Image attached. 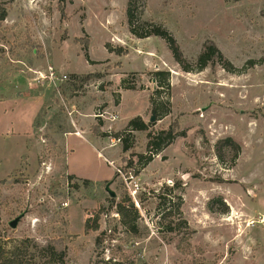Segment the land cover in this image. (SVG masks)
<instances>
[{"label": "rangeland", "instance_id": "374dc122", "mask_svg": "<svg viewBox=\"0 0 264 264\" xmlns=\"http://www.w3.org/2000/svg\"><path fill=\"white\" fill-rule=\"evenodd\" d=\"M127 2L0 0V264L13 253L40 264L47 246L64 264H264V0L137 4L187 62L210 42L237 73L183 72L163 40L130 35ZM159 71L169 88L157 93ZM103 111L118 120L97 119ZM136 117L147 131L126 153L91 132ZM169 127L178 136L143 165L147 133ZM119 206L138 216L135 233Z\"/></svg>", "mask_w": 264, "mask_h": 264}, {"label": "trees", "instance_id": "16d2710c", "mask_svg": "<svg viewBox=\"0 0 264 264\" xmlns=\"http://www.w3.org/2000/svg\"><path fill=\"white\" fill-rule=\"evenodd\" d=\"M242 0H225V2H240ZM139 2L141 3V6H144V0H128L127 7H126V19H127V27L130 35L133 38H136L138 40L147 39L150 37H157L163 40L168 50L170 51L172 58L174 59V62L180 67V69L185 73H192L195 71H202L207 66H211L214 64H219L228 73H237L239 72L236 70L227 60L224 59L223 55L220 53V51L216 48V46L210 42H206L202 49L200 54L198 55L196 62L192 65L189 62H187L183 56L182 53L176 44L175 39L173 36L161 25L154 24L147 21H142L140 19L141 12L138 13L139 16H137L136 12L137 10V4ZM60 13L63 16V10L62 7H60ZM4 19V13L0 15V20ZM81 44L84 45L85 48L88 47V43L86 40H77ZM106 50L110 54H115L116 56H125L127 54V50L123 48H112L110 45H106ZM86 60L87 56H86ZM152 75L155 77V81L157 82V93L162 92L164 89L169 88V74L168 72H155L152 73ZM152 110L154 113H157L160 106L158 107L154 100H151ZM162 114H167L168 111H162ZM97 125H93L91 127V132L94 136L100 137V138H113V139H120L121 143V150L123 153L128 152L132 149V134L134 132H146L147 131V125L144 123V121L141 120L140 117H136L129 121L128 125L120 132L117 133H105L101 130L102 128V121L98 120ZM177 132L175 131L174 127H169L168 130H162L158 132H149L147 133V147L146 150L148 152V156H139V161L143 162V165H146L151 161V158L154 155H158L164 148L169 146L174 139L177 137ZM222 143L228 144L235 150V158L238 154V147L232 143L231 139H225ZM217 155L220 158L219 150L217 152ZM131 165V163H130ZM134 176L137 175V172H133ZM84 185L89 184V181H83ZM118 215L121 217L120 223L121 225L130 232H136V221L138 219V216L136 213H131L125 209V207H120L117 210ZM97 218L93 221L94 224L92 225L93 230H97ZM89 220H87L84 223V231L86 232L89 230ZM167 231H173L174 229L171 226L165 227ZM100 240L98 241L97 245H99ZM45 253V257H41L39 260L40 264H64V253L56 251L55 248L51 246H47L42 249ZM1 258V257H0ZM21 262V259L19 257V254L13 253L10 257L3 259L1 261V264H18Z\"/></svg>", "mask_w": 264, "mask_h": 264}, {"label": "built area", "instance_id": "2783aa9c", "mask_svg": "<svg viewBox=\"0 0 264 264\" xmlns=\"http://www.w3.org/2000/svg\"><path fill=\"white\" fill-rule=\"evenodd\" d=\"M48 75H46L45 79L53 82L55 79V76H54V71L52 70V68L48 67ZM40 79L44 78L42 75H40L39 77ZM63 79H66V77H62ZM39 79V80H40ZM34 81H38V79H35ZM97 119H103V120H108L109 122L111 123H114L118 120V115L116 113L114 114H109L105 111L103 112H98L95 116ZM111 132V129H109V131H107V133H110ZM77 135V134H76ZM112 139V143H120V139ZM117 174H121V172L119 170L116 171Z\"/></svg>", "mask_w": 264, "mask_h": 264}, {"label": "water", "instance_id": "95a60500", "mask_svg": "<svg viewBox=\"0 0 264 264\" xmlns=\"http://www.w3.org/2000/svg\"><path fill=\"white\" fill-rule=\"evenodd\" d=\"M154 121H155L154 117H152V118L149 120L150 123H153ZM106 191L109 193V195H110L111 197H114V194H113L111 191H109V189H108V184L106 185ZM20 219H21V217L16 218L14 221H12V222L9 223V226H10L11 228H15L16 225H17V223H18V221H19Z\"/></svg>", "mask_w": 264, "mask_h": 264}, {"label": "crops", "instance_id": "0c3cea01", "mask_svg": "<svg viewBox=\"0 0 264 264\" xmlns=\"http://www.w3.org/2000/svg\"><path fill=\"white\" fill-rule=\"evenodd\" d=\"M74 135V134H73ZM76 137L79 136V135H75Z\"/></svg>", "mask_w": 264, "mask_h": 264}]
</instances>
